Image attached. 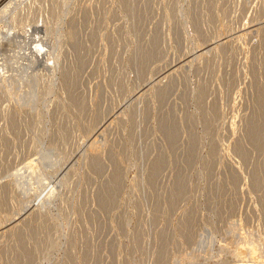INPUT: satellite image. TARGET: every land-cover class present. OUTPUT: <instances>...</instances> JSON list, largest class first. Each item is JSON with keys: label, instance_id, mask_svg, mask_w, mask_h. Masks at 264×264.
Wrapping results in <instances>:
<instances>
[{"label": "rangeland", "instance_id": "1", "mask_svg": "<svg viewBox=\"0 0 264 264\" xmlns=\"http://www.w3.org/2000/svg\"><path fill=\"white\" fill-rule=\"evenodd\" d=\"M0 2V264L264 262V0Z\"/></svg>", "mask_w": 264, "mask_h": 264}, {"label": "bare ground", "instance_id": "2", "mask_svg": "<svg viewBox=\"0 0 264 264\" xmlns=\"http://www.w3.org/2000/svg\"><path fill=\"white\" fill-rule=\"evenodd\" d=\"M2 3L3 2H0V7H1V5H2ZM4 8H2V9H0V15L3 13V10ZM5 9H7V7L5 8ZM6 11V10H5ZM40 39V38H39ZM42 44H39L38 45V48H36V50H34L35 52H33V53H31V54H33L34 56V58L36 59H38L39 57H40V55H42L41 53H42V51H43V48H42V46H41ZM220 51V50H219ZM35 53V54H34ZM91 130V129H90ZM93 132V131H92ZM91 150H92V153L94 152V149L92 148V146H91ZM91 153V152H90ZM94 155V154H93ZM54 193V190H53V188H51L49 191H48V193H46L47 194V197L49 198L52 194ZM11 230V229H10ZM240 247V246H239ZM246 247V246H245ZM247 248V247H246ZM249 248H251V247H249ZM252 250H253V248H251V249H249L248 251H250L249 253H251V255L254 253H252ZM243 252V248H240L239 249V253L241 254ZM238 253V254H239ZM248 253V252H247ZM246 253V254H247ZM244 254V253H243ZM240 256V255H239ZM255 256V255H254ZM244 258V257H243ZM245 259V258H244ZM255 259H256V257H255ZM258 259V258H257ZM240 260H238L236 263H238ZM246 261V262H245ZM245 261H241V262H239V263H241V264H243L244 262V264H249L248 262H247V260H245ZM253 264H258V263H256V261H253ZM260 264V263H259ZM261 264H264V262H262Z\"/></svg>", "mask_w": 264, "mask_h": 264}]
</instances>
